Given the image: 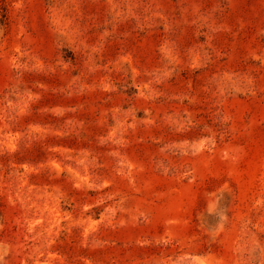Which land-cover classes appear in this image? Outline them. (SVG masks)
Here are the masks:
<instances>
[{
  "label": "rangeland",
  "instance_id": "obj_1",
  "mask_svg": "<svg viewBox=\"0 0 264 264\" xmlns=\"http://www.w3.org/2000/svg\"><path fill=\"white\" fill-rule=\"evenodd\" d=\"M0 264H264V0H0Z\"/></svg>",
  "mask_w": 264,
  "mask_h": 264
}]
</instances>
